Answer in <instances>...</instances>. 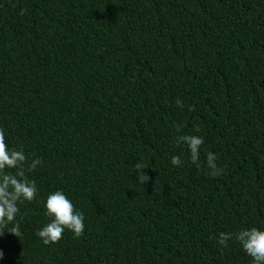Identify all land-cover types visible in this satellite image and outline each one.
Returning a JSON list of instances; mask_svg holds the SVG:
<instances>
[{
	"label": "trees",
	"instance_id": "obj_1",
	"mask_svg": "<svg viewBox=\"0 0 264 264\" xmlns=\"http://www.w3.org/2000/svg\"><path fill=\"white\" fill-rule=\"evenodd\" d=\"M0 264H264V0H0Z\"/></svg>",
	"mask_w": 264,
	"mask_h": 264
}]
</instances>
